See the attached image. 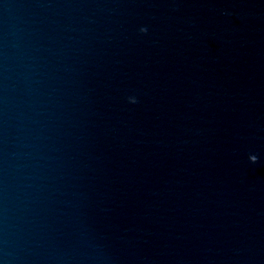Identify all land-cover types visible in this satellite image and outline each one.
Segmentation results:
<instances>
[{
    "label": "water",
    "instance_id": "1",
    "mask_svg": "<svg viewBox=\"0 0 264 264\" xmlns=\"http://www.w3.org/2000/svg\"><path fill=\"white\" fill-rule=\"evenodd\" d=\"M0 264H264V11L0 0Z\"/></svg>",
    "mask_w": 264,
    "mask_h": 264
}]
</instances>
